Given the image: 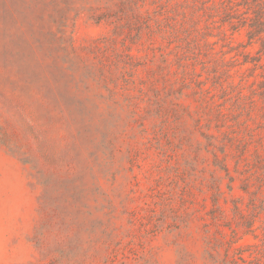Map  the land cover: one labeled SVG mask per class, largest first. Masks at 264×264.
I'll return each mask as SVG.
<instances>
[{"label": "rangeland", "instance_id": "obj_1", "mask_svg": "<svg viewBox=\"0 0 264 264\" xmlns=\"http://www.w3.org/2000/svg\"><path fill=\"white\" fill-rule=\"evenodd\" d=\"M241 2L0 0V264H264Z\"/></svg>", "mask_w": 264, "mask_h": 264}, {"label": "trees", "instance_id": "obj_2", "mask_svg": "<svg viewBox=\"0 0 264 264\" xmlns=\"http://www.w3.org/2000/svg\"><path fill=\"white\" fill-rule=\"evenodd\" d=\"M239 5L245 6L244 10L240 13L234 14L237 16L238 21L236 25L232 24L231 27L233 30L237 29L238 27L245 28V36L248 41L247 44L254 43L258 45L256 57H249L248 55L246 57H243L241 65L250 63L253 69L258 68L261 70V81L258 83L259 85H261L259 88V95L262 96L264 102V0H242V2L237 4L236 6ZM156 28L158 32L164 31L161 23H157ZM174 33L177 34V31L174 30ZM210 45L212 44L207 43V46ZM163 58L165 59L164 55ZM220 63L225 67L227 62L221 60ZM228 73L229 69L226 68L224 70V74H226L227 77L230 78L231 76ZM218 115L220 117L224 116L222 111H218ZM234 208H236V206ZM242 252L243 250H236V253L234 254L237 256L236 258H234V256L230 257L227 254L223 255L220 264H239L238 261L245 263Z\"/></svg>", "mask_w": 264, "mask_h": 264}]
</instances>
